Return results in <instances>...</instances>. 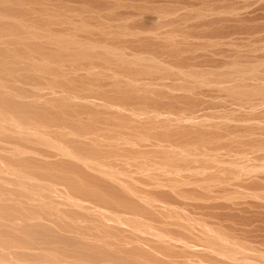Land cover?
<instances>
[{
	"label": "bare ground",
	"instance_id": "obj_1",
	"mask_svg": "<svg viewBox=\"0 0 264 264\" xmlns=\"http://www.w3.org/2000/svg\"><path fill=\"white\" fill-rule=\"evenodd\" d=\"M21 2L26 3L27 1L0 0V7L4 6L10 12L13 10H10V8H13L14 4H21ZM116 4L117 8L119 3ZM38 5L40 6L41 3ZM112 6H114V3ZM157 8L155 7L154 10L156 11ZM6 10L5 12L0 11V264H65L61 262L56 252L45 250L46 247L51 246H57L58 249L61 242H64L67 248H74L77 253L76 256L82 258L91 257L98 259L100 257L109 259L113 257L107 251L110 249L100 247L101 245L97 246L100 241L108 246L105 239L99 238L97 243L92 242L91 244L79 241V245L73 238L64 241L55 231L48 227L49 225H43L42 221H39V213L47 214L52 218L54 214L59 212L62 214L61 218L64 217L62 221L67 222V225L79 231L87 230V232L96 228L101 230L104 236L108 237L111 236L112 226H117L116 224L110 226L109 223L124 221L125 224L127 223L126 225L129 226L130 224L135 231H140V227L144 226L143 232H151L160 239L165 236V230L160 229L157 232L152 230V222L150 221L160 218L162 214L173 216L177 214V211L175 208L171 209L172 205L171 207L160 205V200L154 196L156 195L153 192L154 190H162L163 188H170L171 190L187 185H195V187L211 190V186L215 181L227 187L233 183L232 187H234V182H243L245 184V177L251 178L252 176L253 178L259 172V168L256 166L244 165L240 169H232L222 163L224 169H219L222 168L219 162L206 161L204 156L207 152L201 153L203 152L201 151L200 154L198 151H194V149L204 147L207 144L208 138L204 136L206 133L199 136L201 140L178 141L180 144L177 142L176 146L179 149L176 148L175 142L173 143L172 140L177 133L172 132L175 133L174 135L170 133L171 125H174V123L166 122L167 119L161 120L165 123L153 122L138 125L136 123H127L124 119L121 120L119 116H113L112 114L106 116V119H112L113 116L116 121H119L117 123H103V125H112H108L111 129L107 128V130H102L103 128L101 129L99 125L102 131L96 128L98 124L96 125L95 122L70 123L69 120L72 116V118L79 117L81 112L79 113L78 111L92 108L93 97L98 98L96 95L102 98V101H105L104 104L101 101L102 106L112 108L115 106L119 107L117 105L118 102L112 101L113 96H116L120 101L123 99L117 94L123 95L124 98L135 96L149 101L148 99H150L149 96L152 92L157 91L159 94L158 91L161 90L159 88L164 87L170 88L172 92L175 90V92L181 91L184 93L185 96L182 98L185 103L192 99L197 101L194 98V94L210 89L228 95V97L241 104H249L251 96H260V99L264 97V87H260L261 84L252 85L251 82L249 83L250 80L258 81L261 70H259L260 75L258 73L250 75L249 72H256L260 68V64H247L238 61L230 63V66L226 64L227 67L234 69L235 73H229L228 70L227 72H221L222 69L224 70L221 67L215 68V70L213 69L210 72L208 70L205 71L206 69L203 70L201 66H194V64L193 67L180 65L179 72L173 74V70L170 71L167 68L170 67L169 65L165 67L163 64L164 67H162V64L159 65L154 58L148 59L149 57L142 56L139 53L134 54V56L131 55L132 57L125 55L123 54L125 50L122 51L124 47L120 48L121 46L119 45L117 47V45H108L101 41L96 42L93 37L78 39L73 34L72 36L77 39L72 40V38L70 40L69 36L67 37L63 34L64 31L62 33L59 30H50L51 32L48 31L47 34L46 29H49L48 26L56 23L55 20L58 18L48 16L46 18V15L42 13L45 19L42 18L39 19V22L30 24L23 21L21 14L13 11V14L12 12L7 13ZM233 10L235 11V9ZM78 14L81 15L80 13ZM42 15L41 17H43ZM65 22L71 23L69 20ZM87 26L89 25L84 23L80 28L87 31V28H89ZM98 28H100L102 33V27ZM74 30L76 31V28ZM71 31L70 33H72ZM114 37H116V34ZM114 66L120 69L118 68V70ZM113 67L116 70H113ZM172 67L170 68L172 69ZM176 69L174 68L175 71ZM83 70L85 71V77H78V73L80 71L83 73ZM86 73H88V76H86ZM103 75L110 80L107 87H104V84L101 83L102 81H99ZM146 75L155 76V79L160 77L158 80L169 77L175 80L172 85L162 86H160V82L159 85L157 82L142 84L138 81ZM79 82H81V85L78 84ZM96 104L98 103L96 102ZM150 110H144L145 112L140 110V114L148 115L147 111ZM95 115H91L92 121L98 118ZM34 117H41L40 123H32L35 119ZM186 118L182 121L185 122ZM77 119H80V117ZM146 124L150 126V130H147L148 126ZM195 124L197 123L195 122ZM195 124L194 126H196ZM157 126L163 128L160 136L154 135L157 132H154V129L158 128ZM169 128L170 130H168ZM192 129L190 128L191 131ZM196 129L195 131L199 130ZM201 130V133L198 131L196 135L198 133L199 135L202 134ZM248 136H250L249 133ZM185 137L187 138L188 136ZM1 141L6 142L3 144ZM165 142L173 143L174 145L172 146L176 149L167 147ZM154 152H159L158 157L160 158L153 159L150 163L142 160L152 153L154 154ZM53 157L55 160L58 157L63 160L60 159L59 163L47 162L50 158L53 160ZM108 160L121 161L123 165H128V169L126 168L124 172H111ZM199 161H203L205 166L203 165L200 168L193 165ZM182 162L183 164H179ZM200 165H202L201 162ZM86 167L104 175L109 182H111L110 180H117L120 184V189L105 180H93V175L85 172ZM213 168H216L217 171L212 170ZM223 173L229 174L231 177L224 179L225 177H221ZM90 175H92V179H88ZM197 175H206L207 178L191 180V176ZM180 177L183 179H180ZM18 179L19 182L15 183ZM58 184L63 185L58 186ZM255 184L254 188H259L258 185L260 184L261 186L262 183H258L257 187H255ZM64 186L72 194L68 191L67 193L69 194H66L67 189H64ZM57 187H63L62 189L65 191H60ZM228 188H226V193ZM235 188L238 192L237 187ZM223 189L222 192L225 191ZM261 189L260 191H262ZM60 192L61 194L64 192L65 195H61ZM232 194L233 192L230 195L232 196ZM209 195L211 196V194ZM83 196L96 198L98 201L110 205L106 206L110 210H106L105 206H100L105 210L100 207L96 208L97 206H91ZM174 197L176 196L174 195ZM239 197L241 198L242 196ZM246 197L247 194L245 199ZM218 198L219 196H215V199ZM25 201L28 202L30 207ZM112 209L119 213L114 210L111 211ZM93 215H97L95 217L98 220L91 219L95 218ZM13 219L16 222L11 223ZM181 220L183 219L181 218ZM56 221L54 219L53 223ZM85 223L88 225H85ZM85 231L84 233H86ZM97 232L103 237L100 231ZM205 234L207 233L205 232ZM210 234L212 233L208 235ZM78 235L79 232L76 240L79 238ZM150 236L153 237L152 234ZM209 237L208 241L211 245L227 252L229 255L238 250V247L233 244H225L221 237L213 235ZM34 247L40 248L38 253L32 251ZM115 257H113L114 261H118L119 259L117 260Z\"/></svg>",
	"mask_w": 264,
	"mask_h": 264
},
{
	"label": "rangeland",
	"instance_id": "obj_2",
	"mask_svg": "<svg viewBox=\"0 0 264 264\" xmlns=\"http://www.w3.org/2000/svg\"><path fill=\"white\" fill-rule=\"evenodd\" d=\"M26 1V3L21 2V4H19V2L18 4H14V7L10 8V10L13 9L10 12L13 11L21 14L23 21L29 22L30 24H32V22H39V19H45L43 15H46V18L47 16L55 17L56 19L58 18L55 20L56 23H52V25L50 24L48 26L49 29H46L47 34L50 30H59L62 31V33L64 31L63 34L67 37L69 36L70 40L72 38V40H74L77 38L85 39L86 37H93L96 42L101 41L108 45H117V47L119 45L121 46L120 48L124 47L122 51L125 50V52H121L125 55L134 56V54L139 53L142 56L149 57L148 59L154 58L155 61L157 60L159 65L162 64V67H167L168 65L170 67L173 66L172 69L167 67L170 71L173 70V74H177L179 72L180 65L193 67L194 64V66H201L203 70L206 69L205 71L208 70L210 72H212L213 69L215 70V68L218 69V67H221L224 68L221 72H227L228 70L229 73H235L233 71L234 69L227 67L226 64L230 66V63L237 61L247 64L258 63L260 64L259 67L261 69L258 68V72L251 71L249 73L250 75L253 73L259 74V70H261V75L259 74L260 77L258 78V81L250 80L249 83L251 82L252 85L261 84L260 87H264V0H31L30 3V0ZM39 2L41 3L40 6L38 5L40 4ZM116 2L117 4L119 3L118 5H121L118 6ZM113 3L114 6H112ZM115 4L117 5V8ZM111 7L115 8L112 9ZM155 7H158L156 11L154 10ZM1 8L4 9L3 11L5 12V7L2 6L0 9ZM233 9H235V11ZM8 11L6 10L7 13H10ZM42 13L44 14L42 15ZM41 15L43 17H41ZM37 17L39 18L37 19ZM66 20L71 21V23H66ZM84 23L89 25L87 26L89 27L87 28V31L80 28ZM98 27H102V33ZM75 28L76 31L74 30ZM66 31L68 32L66 33ZM70 31L72 33H70ZM108 33L110 36L107 35ZM72 34L77 38L72 36ZM115 34L116 37H114ZM114 67H116V69L119 68L117 66ZM114 67L112 69L116 70ZM79 73V76L77 75L78 77H85V71L83 73L80 71ZM170 73L172 74V72ZM86 74V76H88V73ZM103 77L104 75L101 76V80L99 81H102L101 83L104 84V87H107L110 80L106 76L104 78ZM154 77L155 76L146 75L141 77L138 81L142 84H150L151 82H157L158 84L160 82L161 85L160 83L159 85L162 86L168 84L172 85L175 80L172 77L162 80H158L160 77H156V79ZM78 84L81 85V82ZM167 88L168 87L159 88L161 89L158 91L159 94L157 91L152 92L149 96V101L135 96L124 98L123 95L117 94L123 99L120 101L116 98V96H113L112 101L116 103L118 102L117 105L119 107L115 106L112 108L102 106V103L104 104L105 101H102V98L96 95L98 98L93 97L94 100L92 102V108H86L78 111L79 113L81 112L79 116L80 119H77L79 118L78 116L77 118H72V116L69 122H95L96 125L98 124V126H96L98 130H101L102 128V130H107V128L111 129L109 128L110 126H108L111 124H104V126L103 123H117V121H119H116L113 116H119L121 120L124 119L127 123H136L138 125L141 123L153 122L165 123L162 122L164 121L162 119H167L166 122L174 123V125H171L173 131L172 129L170 130V128L168 129L170 130V133L173 135L177 133L174 135L175 137L172 140L173 143L175 142V146L178 141H188L189 139V141H196L197 139L201 140L199 136L206 133L204 135L208 138V142L205 144L206 147L204 146L194 149V151H198L199 153L201 151H203L201 153L207 152L204 156L206 161L214 163L219 162L221 166L223 163V165L230 166L232 169H240L244 165L256 166L259 168V172L257 175L255 174L256 177L254 176L252 178L251 176L252 179L245 177V184H243V182H234V187H232L233 183L229 184L228 187L230 186V188L223 186L218 181H215L211 186V190H208V188L205 189L197 186L195 187V185L177 187L178 189L175 188L176 190H170V188L154 190L153 192L156 193L157 196L153 195L160 200V205L169 207L172 205L171 209L175 208L177 211V214H174L173 216L170 215L171 217L169 215L162 214V216L160 215V218L158 217L156 220L150 221L152 222V230H156V232L160 229L165 230V236L160 239L151 232H149L150 234L146 231V233L143 232L142 230L144 229V226H141V230H136V232L130 224L129 226L126 225L127 223L125 224L124 221H117L119 224H117V222H114L113 224L109 223L110 226L114 224L117 226H112L113 229L110 233L111 236L108 237L104 236V233L96 228L91 229V231L88 230V233L87 230L85 231L83 229V231H79L76 228L67 225V222L64 220L62 221L64 217L61 218L62 214L59 212L54 214L52 218H50L47 214L39 213V221H42L43 225H49L48 227L55 231L64 241H67L69 238H73L79 245V241H81V243L87 242L91 244L92 242L97 243V239L103 238L107 241L108 246L103 244L102 241L98 242L97 246L101 245L100 247H107L110 249H106L109 253H111L110 255H113V257L117 256L115 259H119L118 261H114L113 257L109 259L100 257L98 259H93L91 257L82 258L80 256H76V250L72 247L67 248L64 242L60 243L58 249L57 246L45 248L48 252H56L62 263L264 264V97H261L260 99V96H251L249 104H241L221 92L205 89L199 91L198 94H194V98L197 101L187 99L188 101L185 103V100L182 98L185 96L184 93L181 91L175 92V90L172 92L170 88ZM164 90L170 91L166 92ZM96 102L98 104H96ZM143 109L145 111L147 109H151L150 111H147L149 116L146 114H140V110L144 111ZM94 114H96L95 116H98V118L96 120L93 119L92 121L91 115ZM112 114L113 120H107L106 116H110ZM159 114H161L160 116L162 118ZM150 116H153L154 118L155 116L157 117L155 119L152 117V119ZM185 117L187 118L184 122L182 120H184ZM34 118L35 119L32 123H40L41 117ZM189 119L193 120V122ZM87 120L88 122H86ZM194 121L198 125L195 124ZM194 124L196 126H194ZM99 125L101 126V129L99 128ZM146 125L148 126L147 130H150V126L148 124ZM32 126L34 127V125ZM161 126H157L158 128L154 129V132H158H153L155 136H160L162 134L163 128ZM190 128H193V132ZM177 129H180L182 134L179 133L180 131ZM195 129L197 131H195ZM200 130L202 131V134L199 135L198 133V135H196V133L198 131L200 132ZM248 133L250 136H248ZM185 136L188 137L186 138ZM5 142L6 141H1L3 144ZM170 143L165 142V145H167V147H172L173 149H179V147L176 146L175 148L172 146L174 144ZM158 155L159 152H154V154L152 153L150 156L143 158L142 160L146 163H150L153 159L160 158ZM58 158H56V160L54 157L53 160L50 158L47 162L59 163L61 157L59 159ZM205 160L204 162H206ZM200 162L202 165H200ZM108 163H110L108 165L111 172H124L126 168L128 169V165H123V162L121 161L108 160ZM179 164H183V162ZM193 165L202 168L201 166H205V163H203V161H199ZM219 169L224 168L222 166V168ZM212 170L217 171L216 168H213ZM85 172L93 175H90L88 179H92V176L95 181L105 180L107 183H112L118 188L120 187L117 180H110L111 182H109L106 180L107 178L104 175L88 169L87 167L85 168ZM227 175L229 174L223 173L221 177L229 179L231 176L229 175L226 177ZM197 176L199 177L197 178ZM197 176H191V180L207 178L206 175ZM254 178L255 180L257 179V181H255ZM258 178H260V182ZM180 179L183 178L180 177ZM17 182H19V179L16 180L15 183ZM258 183H262L263 185L261 184L260 186ZM254 184L255 187L258 185L259 188H254ZM62 185L58 184V186ZM244 185H249L247 186L248 190ZM235 187H237L238 192L235 190ZM250 187L252 188V192ZM62 188L63 187H57L60 191H65L64 189H67L65 186L64 189ZM226 188H228L227 193ZM231 188L234 189L232 190ZM222 189L225 191L222 192ZM243 189L245 190L242 191ZM257 189L258 191H256ZM260 189L262 191H260ZM67 191L72 194L68 189L65 192L66 194H69ZM231 192H233L232 196L230 195ZM235 192H237V194H235ZM62 194L65 195L64 192H62ZM209 194H211V196ZM246 194L247 197L245 199ZM174 195L176 197H174ZM215 196H219V198L215 199ZM239 196L242 197L240 198ZM83 198L86 202L88 201V204L90 203L91 206H97L96 208L100 206H105V208L106 206H110L106 203L98 201L96 198H87L84 196ZM170 201L171 203H169ZM25 203L28 204L26 201ZM28 206L30 207L29 204ZM100 208L105 210L103 207ZM108 208H106V210L109 211L110 208ZM28 209L31 210L30 208ZM113 210L114 209L111 211ZM114 211L118 212L116 210ZM93 216L95 217L97 215ZM181 218L184 221L181 220ZM54 219L55 221L57 219L58 220L53 223ZM91 219H96V217ZM58 221L59 223H57ZM14 222H16L15 219L11 221V223ZM51 222L52 224L50 225ZM121 222H123V224H121ZM85 225L88 224L85 223ZM84 231L88 234L86 235ZM97 231H100L103 237L100 236V233ZM78 232L79 238L76 240ZM205 232L207 234L204 235ZM209 233L212 234L208 235ZM151 234L153 237L150 236ZM211 235L221 237L225 244H233L237 246V252L232 255L230 254V256L227 252L211 245L208 241L210 238L209 236ZM39 250L40 248L37 247L32 249L34 253H38Z\"/></svg>",
	"mask_w": 264,
	"mask_h": 264
}]
</instances>
